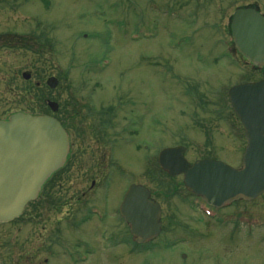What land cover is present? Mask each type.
Here are the masks:
<instances>
[{"label": "rangeland", "instance_id": "1", "mask_svg": "<svg viewBox=\"0 0 264 264\" xmlns=\"http://www.w3.org/2000/svg\"><path fill=\"white\" fill-rule=\"evenodd\" d=\"M6 2L7 5H0V32L11 22L25 24L28 34L30 25H41L43 33L48 34L44 38H55L56 56L44 53L38 57L31 53L0 56V67H7L0 69V121L17 113L52 115L46 104L37 100L35 103L37 93L27 88L39 79L46 87L47 78L52 76L58 80V88L54 92L49 89L51 94L44 90L43 97L59 100L55 102L62 103L63 117L72 109L68 104L74 94L78 101L87 95L96 103L122 96L124 100H132L122 103L123 110L134 111L133 117L138 119V125L129 130L135 131L134 143L155 150L154 182L147 187L163 207L164 231L151 247L140 248L139 255L130 259L129 264H264V219L246 221L240 215L246 212L255 217L264 216V198L249 205L237 204L226 215L214 214L217 218H211L191 204L195 200L183 188L180 177L170 180L157 166L159 151L179 145L187 148L185 158L190 162L207 159L240 167L242 150L222 153L218 137H212L213 119L218 114H230L226 94L238 81L216 56L222 50L221 42L231 39L222 30L234 10L253 3L264 12V0ZM172 5L179 15H167ZM196 18L198 24L193 25L191 20ZM218 23L221 33L216 30ZM24 72L33 73L29 85L21 78ZM242 74L237 73L238 78H243ZM25 89L27 97L22 92ZM236 131V135L240 133L239 128ZM235 142L240 146V135ZM214 145L219 151L214 152ZM128 149L131 147L119 145L115 151L118 161L115 183L118 187L122 183L127 186L131 176L128 171L138 160L136 180L147 184L146 166L142 163L145 152L140 150L132 160L130 152L129 157L125 152ZM81 153L84 159L85 150ZM74 168H77L76 176L65 178L59 184L50 183L40 201L26 207L28 214L10 226L0 227V264H26L24 260L32 264L25 257L28 255L38 258V262L48 260L44 264H69L67 252L82 260L87 258L83 246L87 242L92 250L88 261L108 263L102 260L106 256L100 255L102 249L92 235L91 225L73 223L81 214L87 217V195L80 196V191L88 181L83 162L78 161ZM107 195L115 200L117 189L108 190ZM183 200H187L186 205ZM228 213L235 215L230 217ZM36 218L43 224V252L38 257L35 254L36 248H40L39 227L36 230L35 224L30 225ZM56 227H59L58 243ZM55 243L57 251L52 252Z\"/></svg>", "mask_w": 264, "mask_h": 264}, {"label": "flooded vegetation", "instance_id": "2", "mask_svg": "<svg viewBox=\"0 0 264 264\" xmlns=\"http://www.w3.org/2000/svg\"><path fill=\"white\" fill-rule=\"evenodd\" d=\"M6 1L10 2L11 0H0V5L1 4L7 5ZM14 1L16 2L17 0ZM172 7L173 9H169L167 15L168 16L179 15L178 9L175 7V5H172ZM242 8L256 10L261 16L264 17V12L257 4L247 3L245 7ZM232 16L230 19L226 21L228 23L226 24L225 30H222L224 34L229 33L231 39L228 42L223 41L226 43L220 41L222 44L221 45L222 50L219 51L218 55L216 56L218 60L217 59L216 60L225 62L226 68L230 69V71L233 72V75H236L238 81L235 84H232V86L228 89L226 94V102H227L226 107L227 109H229L230 114H226V115L218 114V117L217 118L214 117L213 119L214 128L212 130H214L215 135L213 134L212 137L214 138L218 137L217 144L219 146L221 145L220 146L221 152L223 151L227 154L239 153L237 151V148H240L242 150L241 155H244L249 144H251V142L256 141L255 139H252L253 135L260 132L262 134V140H264V126L255 125L250 127L246 131L241 123L240 118L234 112L231 106L229 100V91L237 86L258 85L264 82V64L261 65L253 64L252 62H250V60L244 57L242 53L238 51V49L234 44L231 33ZM191 22L193 25H197L198 19L197 18L193 19L191 20ZM8 25L9 26H7V28L4 29L3 32H0V56L2 54L19 56V55H24V53L26 54L31 53V55L37 54V57L42 56L44 54H47L48 56H52V57L56 56L53 53V45L55 44L54 41L55 38L52 37L50 39L44 38L45 36H48V34L43 33V31L41 30V25H30L32 26V28H30L31 30L29 31L30 32L29 34H28L27 26H25V24L15 25L14 22H11ZM220 27L221 26L218 23V28L216 30L219 33L222 32ZM166 31H168V28ZM171 35L172 33L170 34V36ZM182 37L183 36H180L179 38ZM0 69L6 70L7 67L1 66ZM240 72L241 74L244 73L242 74L243 78H238L239 75H237V73ZM25 74L28 75V79H24L23 75ZM21 78L27 85H29L33 80V73L24 72L21 74ZM27 88H30L31 92H36L37 94H40V95L37 94L35 95V103L37 100V102L41 103L42 105L46 104L47 109H49L48 108L49 102H53L56 104V111L54 114L50 116H52L55 120H57L61 124V126L63 127V129L67 134V139H68V153L63 166L59 170H57L53 175H51L49 179H47V181L43 184L39 192L38 198L34 202L40 201V199L43 197L45 188L48 185H50V183L59 184L65 178H69L70 176L73 175L76 176L77 168L75 169L74 166L78 163V161L83 162L86 169L88 181H87V186H85L80 191L81 193L80 196L84 197L87 195V217H84V215L81 214L80 216L75 217L73 219V223L74 224L75 222L78 224L87 223V225H91L92 235L95 237L97 243L100 244L102 249L100 251V255L106 256V258L102 257V260L104 262H108L107 264H129L130 259L139 255L140 248L144 249V247H146L147 249L151 247V243L154 240L158 239L161 236L162 232L164 231L163 207L161 203L157 201V199L155 198L153 191L147 187V185L150 186V184L154 182V171L156 167V162L154 157L155 150L151 149L148 145H143L141 148L140 143L138 142L134 143L133 134H135V131L133 130V132H130L129 130L130 128H133L138 125V119H135V117H133L135 116L134 111L124 112L123 110L122 103H124V101L132 102V100L126 98H125L126 100H124L122 99L124 98V96H122V97L113 98V100L111 101H102L101 103H96L91 99L87 98L86 95L85 97L79 99L78 101V98L75 97L76 95L74 94L73 91L74 97L71 100H69V104H68V108L69 106H71L72 109L69 110L70 113L67 117H63L65 115L63 113H60L62 103L60 102L61 103L60 104L59 102H55V101H59L57 99L49 100L43 97L44 90H46L45 91L46 94H51L58 88V80H57L56 88L50 89L53 90L52 92L49 91L47 85L45 87L41 79H39L33 86H28ZM94 89L96 90V88ZM22 92L24 93V96L27 97V95H25L27 89H25ZM91 93H95V92H91ZM80 100H81V104H80ZM243 100L244 101L247 100L248 102H252V101L254 102V104H250L249 106L246 105L244 107L246 111L248 110L250 111V113L246 114L247 117L252 118L254 121L255 120L264 121V111L262 108V101H264V90L260 89L258 91V89H256L254 91H251L250 94H245ZM84 102L86 104L83 105L82 103ZM9 118L10 116H8L7 118H3L1 120L7 121ZM238 128L240 129V133L238 131V134L236 135L237 133L236 129ZM256 128L258 130H256ZM239 135L241 142H240V146L237 147L235 139L238 138ZM209 138L210 137L208 136L207 139ZM119 145H126L127 147H131V149H128L125 152L127 153L128 157L130 152L132 160L135 159L134 154L139 153L140 150L145 152L146 155L144 154L145 157H143L142 163L143 165L146 166L145 169L147 171V175H146L147 184L141 182L140 180H136L137 177H135L136 176L135 171H138L139 163H140V161L138 160L134 161L135 165L133 166V168H130V170L128 171V174H130L131 176L128 179L127 186L124 187V183H122L118 187V185L115 183V178L117 177L115 172L116 170H118V168L115 167L117 166L115 151L119 147ZM82 146L85 148H82ZM178 146L179 145L175 147ZM212 147L214 149L216 148L215 145ZM83 150H85L84 159H82V153H81ZM215 150L216 151L214 152H217L218 149L216 148ZM257 152L264 153V148L260 147V149ZM186 153H187V148L186 151L184 152V156ZM194 162L189 161L190 164H193ZM164 174L170 180L174 179V178H170L166 173ZM179 177L181 178L183 188L186 190L183 184V177L182 176ZM77 178L80 180L79 177ZM132 185L144 187L148 191V196L146 197L147 203L157 204L160 209V216L158 221V223L160 224L159 235L157 238L145 243L137 242L136 239L131 235V227L125 221L124 217L121 214V206L123 203L124 196L127 190L129 189V187ZM113 189H117V197L115 198V200L114 199L110 200L107 195V191ZM85 192L87 194H85ZM187 194L190 193L187 191ZM98 196H101L102 198L99 199ZM190 196L192 197L191 199L195 200L191 204L194 203V205L197 206L196 208H198L200 212L208 211L210 214H212L211 218H217V216L214 217V214L218 215V217L222 215H226V211L228 212L233 211L237 206V204L249 205L260 198H264V194H262L251 201H243V200L231 201L228 203H223L220 207L217 208L208 205L201 196L195 197L192 194H190ZM183 201L184 204L186 205L187 200L186 201L183 200ZM29 204L27 206H29ZM28 213H29L28 211L24 210V212L18 219L8 224H0V227L10 226L14 224L18 222L20 219H22V216L24 214H28ZM228 214L230 217H233L232 215H235L234 213H228ZM242 214H240L241 218H246L247 219V220L245 219L246 221H252V219H260V220L264 219V216L255 217V215H250L247 214L246 212ZM245 214H247L248 216ZM71 219L72 216L68 220L69 223L71 222ZM31 224H35L36 230L38 227L40 228V229L38 228L39 233L37 234V241L40 243L39 247L41 249L37 247L36 248L37 252L35 254V256L38 257L43 252L42 251L43 224L42 221L38 222V219L34 221V223L31 222L30 225ZM228 224L229 223H227L226 225ZM58 226H60V224ZM54 232L56 235L55 238L58 239L56 243H58L60 237L59 227H56L54 229ZM56 243L54 244V250H52V252L56 250L55 249L57 245ZM88 245H89L88 242L83 244V246L86 248L87 258H83L82 260L76 258L74 253L67 252L66 253L67 262L69 264H75L74 262H77V264L86 263L88 261V256L92 254V250L88 248ZM51 254L52 256H54L53 253ZM25 257L30 261H32L33 263L34 260L36 261L38 259V258L37 259L32 258L30 257V255ZM183 258L185 259V256H183ZM24 261L27 264V260ZM46 261L48 260L45 259L44 261L42 260L41 262H38L37 260V264H44V262ZM91 262L88 261L87 264L89 263L92 264ZM93 264H98V262H95Z\"/></svg>", "mask_w": 264, "mask_h": 264}, {"label": "water", "instance_id": "3", "mask_svg": "<svg viewBox=\"0 0 264 264\" xmlns=\"http://www.w3.org/2000/svg\"><path fill=\"white\" fill-rule=\"evenodd\" d=\"M234 44L253 64H264V17L253 9H238L231 20ZM28 79V75H23ZM50 89L57 86L55 78L46 82ZM264 90V82L258 85L237 86L229 91V100L244 129L262 125L247 117L245 94ZM263 99V98H262ZM261 105V102H260ZM52 113L55 103H48ZM264 111V101H262ZM256 130H258L256 128ZM243 155L241 167L234 169L212 160L197 161L190 165L182 147L167 148L158 155V166L170 177H183L185 188L195 196H201L211 206H221L231 201H251L264 193V148L262 134L252 136ZM68 153L67 134L61 124L50 116H32L17 113L8 121H0V223L19 218L26 205L38 198L43 184L59 170ZM148 191L132 185L127 190L121 206V214L131 227V235L139 243L156 238L160 231V209L146 201Z\"/></svg>", "mask_w": 264, "mask_h": 264}]
</instances>
